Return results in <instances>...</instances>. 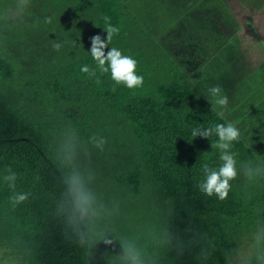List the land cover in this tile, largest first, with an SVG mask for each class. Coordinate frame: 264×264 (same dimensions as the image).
<instances>
[{
  "label": "trees",
  "instance_id": "16d2710c",
  "mask_svg": "<svg viewBox=\"0 0 264 264\" xmlns=\"http://www.w3.org/2000/svg\"><path fill=\"white\" fill-rule=\"evenodd\" d=\"M227 2L0 0V264H264V60Z\"/></svg>",
  "mask_w": 264,
  "mask_h": 264
},
{
  "label": "rangeland",
  "instance_id": "374dc122",
  "mask_svg": "<svg viewBox=\"0 0 264 264\" xmlns=\"http://www.w3.org/2000/svg\"><path fill=\"white\" fill-rule=\"evenodd\" d=\"M228 5L231 8V11L233 14H235L239 20V24H241V28L238 31L239 37H241V43L244 45V49L248 50L244 54V60L247 61L252 66L257 65V62L259 61V53L261 51V48L257 45L256 36L254 34V29L259 33V35L264 36V7L259 8L258 10L255 7H249L245 3L242 4L241 0H228ZM256 10V11H254ZM246 20H249L248 22H245ZM246 23V24H245ZM223 61L226 62V59L230 58L231 55L228 53H224ZM233 66L234 63H233ZM236 67H239V64L237 63ZM247 69V66L244 67L243 70ZM211 72L206 69L203 72H200L199 74L201 76H206V79H210L212 75ZM239 74H236L235 78L239 75L240 79H237L235 85L240 90L241 87V80H244L242 93L247 92L248 94H251L255 92L256 85H253V82L251 80L253 74L251 72L247 71L246 73H243L241 69H239ZM207 82V81H206ZM208 85L211 83L208 82ZM212 86V84H211ZM260 95L262 96V92L258 91ZM229 103V101H227ZM235 104H233L231 107H234ZM244 105V104H243ZM229 106V104H227ZM230 107V106H229ZM230 107V108H231ZM230 112V111H229ZM230 116L234 120H239L241 123V126H243V130L246 135H249L250 138H254L255 135H253L251 132L254 128H257L256 124L253 122L254 115H252L249 111L242 108V105H237V110L235 112H230ZM243 120H246L243 122ZM245 123V124H244Z\"/></svg>",
  "mask_w": 264,
  "mask_h": 264
},
{
  "label": "crops",
  "instance_id": "0c3cea01",
  "mask_svg": "<svg viewBox=\"0 0 264 264\" xmlns=\"http://www.w3.org/2000/svg\"><path fill=\"white\" fill-rule=\"evenodd\" d=\"M244 2H242V4H243ZM249 7H251V6H249ZM262 7H264V5L262 6ZM256 8V7H255ZM257 9V8H256ZM259 9V8H258ZM257 9V10H258ZM254 11H256V10H254ZM234 16H235V18H236V21H237V23H238V25H239V27H238V29L240 30V28L242 27L241 26V24H239V20H238V18H237V16L234 14ZM245 22H248L249 23V20H246ZM246 24V23H245ZM238 30V31H239ZM254 34H255V36H256V41L258 42L257 43V45L261 48V51H260V53H259V57L258 58H260L259 59V61L257 62V65H255V66H252V65H250V66H252V67H256V66H258L259 64H261V62L264 60V36L263 35H259V33L254 29ZM238 36H239V34H238ZM240 38V40H241V37H239ZM241 48H242V50H244V54H245V52L247 51V53H248V50H246V49H244V45L243 44H241Z\"/></svg>",
  "mask_w": 264,
  "mask_h": 264
}]
</instances>
